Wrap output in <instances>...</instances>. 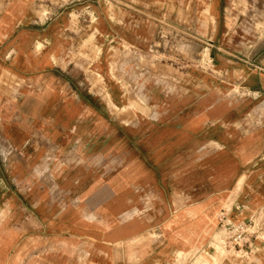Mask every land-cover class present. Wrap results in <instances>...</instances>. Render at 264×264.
Segmentation results:
<instances>
[{
    "label": "crops",
    "instance_id": "obj_1",
    "mask_svg": "<svg viewBox=\"0 0 264 264\" xmlns=\"http://www.w3.org/2000/svg\"><path fill=\"white\" fill-rule=\"evenodd\" d=\"M219 3L0 0V264H187L222 212L264 264V55L214 64Z\"/></svg>",
    "mask_w": 264,
    "mask_h": 264
},
{
    "label": "rangeland",
    "instance_id": "obj_2",
    "mask_svg": "<svg viewBox=\"0 0 264 264\" xmlns=\"http://www.w3.org/2000/svg\"><path fill=\"white\" fill-rule=\"evenodd\" d=\"M219 1L214 14L213 10L209 12V17L215 19L216 39L211 50L214 64L221 67L224 56L239 62L264 55V0ZM164 32L170 30L166 28ZM209 54L207 50L201 51L200 58L207 59ZM225 256L226 251L216 247L207 255L197 254L187 264H219Z\"/></svg>",
    "mask_w": 264,
    "mask_h": 264
},
{
    "label": "built area",
    "instance_id": "obj_3",
    "mask_svg": "<svg viewBox=\"0 0 264 264\" xmlns=\"http://www.w3.org/2000/svg\"><path fill=\"white\" fill-rule=\"evenodd\" d=\"M218 221L219 227L225 234L224 239L220 243V247L228 255L238 258L247 257L255 236L254 220L250 219L247 222L233 223L222 212Z\"/></svg>",
    "mask_w": 264,
    "mask_h": 264
},
{
    "label": "bare ground",
    "instance_id": "obj_4",
    "mask_svg": "<svg viewBox=\"0 0 264 264\" xmlns=\"http://www.w3.org/2000/svg\"><path fill=\"white\" fill-rule=\"evenodd\" d=\"M77 222H79V221H77ZM82 222V221H81Z\"/></svg>",
    "mask_w": 264,
    "mask_h": 264
}]
</instances>
